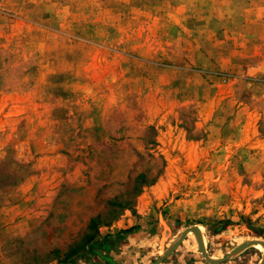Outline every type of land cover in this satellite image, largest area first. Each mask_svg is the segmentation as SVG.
<instances>
[{
	"label": "rangeland",
	"instance_id": "374dc122",
	"mask_svg": "<svg viewBox=\"0 0 264 264\" xmlns=\"http://www.w3.org/2000/svg\"><path fill=\"white\" fill-rule=\"evenodd\" d=\"M0 4V264H151L187 227L212 258L264 242V0ZM19 66L54 120L6 115ZM159 264L212 263L188 231Z\"/></svg>",
	"mask_w": 264,
	"mask_h": 264
},
{
	"label": "crops",
	"instance_id": "0c3cea01",
	"mask_svg": "<svg viewBox=\"0 0 264 264\" xmlns=\"http://www.w3.org/2000/svg\"><path fill=\"white\" fill-rule=\"evenodd\" d=\"M2 1V0H1ZM6 2V0H4ZM5 6L0 4V9H4ZM2 15H6V12L2 11ZM11 15V14H9ZM15 20H20V17L13 16ZM6 75H8L9 81L6 82V105L8 106L6 115L10 118H27L25 115L29 113L27 110V104L29 101L26 96V71L24 67L19 66L17 69L15 67H8L6 70ZM93 88L92 86H88ZM113 88L116 87L115 84L112 85ZM40 89V86L37 90ZM45 94L50 95L53 98V88L46 89ZM43 90L40 89V92H37L36 99L31 103H34L35 111L29 113L30 120L40 121V120H54L56 113H58V105L53 102L54 100H48ZM56 105V106H55ZM42 110H38V107ZM103 107V106H102ZM49 108V110H48ZM104 109L97 108L93 113H102ZM83 112V111H82ZM42 117V118H41ZM212 257V256H211Z\"/></svg>",
	"mask_w": 264,
	"mask_h": 264
},
{
	"label": "water",
	"instance_id": "95a60500",
	"mask_svg": "<svg viewBox=\"0 0 264 264\" xmlns=\"http://www.w3.org/2000/svg\"><path fill=\"white\" fill-rule=\"evenodd\" d=\"M188 231L194 232L195 237H196V242H197V250L200 252L201 256L204 258V260L206 262L212 263V264H217L219 262H222V261L228 259L235 251H237L239 249H244L250 245L260 244L264 249V242L263 241L248 240V241L241 242L237 246L232 248L231 251L226 256L213 259V258L209 257V255L206 253L202 243L200 242L199 236H198V229L196 227H187L180 232V234H179L178 238L175 240L174 244L169 249L164 251L161 256H159L158 258L153 260V262L151 264H159L163 258H165L167 255H169L180 244V242L182 241V239L184 238V236L186 235V233ZM257 264H264V251H263V255H262L260 261Z\"/></svg>",
	"mask_w": 264,
	"mask_h": 264
},
{
	"label": "built area",
	"instance_id": "2783aa9c",
	"mask_svg": "<svg viewBox=\"0 0 264 264\" xmlns=\"http://www.w3.org/2000/svg\"><path fill=\"white\" fill-rule=\"evenodd\" d=\"M260 82L262 83L263 88H264V73L260 77Z\"/></svg>",
	"mask_w": 264,
	"mask_h": 264
},
{
	"label": "bare ground",
	"instance_id": "6f19581e",
	"mask_svg": "<svg viewBox=\"0 0 264 264\" xmlns=\"http://www.w3.org/2000/svg\"><path fill=\"white\" fill-rule=\"evenodd\" d=\"M198 236H199V240H200V242L202 243V245H203V239H202V237H201V235L199 234V232H198ZM210 258H212L211 256H209ZM214 259V258H213Z\"/></svg>",
	"mask_w": 264,
	"mask_h": 264
},
{
	"label": "trees",
	"instance_id": "16d2710c",
	"mask_svg": "<svg viewBox=\"0 0 264 264\" xmlns=\"http://www.w3.org/2000/svg\"><path fill=\"white\" fill-rule=\"evenodd\" d=\"M131 229V227H129V228H127V229H124V230H122V232H127V231H129Z\"/></svg>",
	"mask_w": 264,
	"mask_h": 264
}]
</instances>
